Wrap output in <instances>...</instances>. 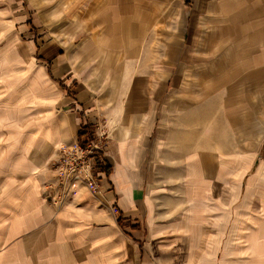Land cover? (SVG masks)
<instances>
[{"label": "crops", "instance_id": "1", "mask_svg": "<svg viewBox=\"0 0 264 264\" xmlns=\"http://www.w3.org/2000/svg\"><path fill=\"white\" fill-rule=\"evenodd\" d=\"M70 1L80 38L0 73V264H264V0ZM248 117L259 148L231 149ZM99 122L101 193L53 203L59 147Z\"/></svg>", "mask_w": 264, "mask_h": 264}, {"label": "rangeland", "instance_id": "2", "mask_svg": "<svg viewBox=\"0 0 264 264\" xmlns=\"http://www.w3.org/2000/svg\"><path fill=\"white\" fill-rule=\"evenodd\" d=\"M24 2L30 11L29 17L35 21V30L31 35L22 32L21 25H16L12 19L0 13V73H3L2 77L10 76L11 71L25 73L32 65L34 68H40L41 65L45 67L39 52L42 45L41 41L38 45L39 38L43 37L45 40L53 37L61 40L72 38L76 41L81 35L79 7L73 9V14H70V0H24ZM32 4L35 6L32 7ZM5 6L7 8L8 4ZM70 26L73 28L70 29ZM76 47L77 45H72L67 49ZM258 98L264 101V94L262 93ZM251 121H253L252 117H248L245 131L235 134L234 137L231 136L232 139L234 138L230 141L231 149L259 148V141L256 145L250 140L255 129ZM262 140L264 142V133Z\"/></svg>", "mask_w": 264, "mask_h": 264}, {"label": "built area", "instance_id": "3", "mask_svg": "<svg viewBox=\"0 0 264 264\" xmlns=\"http://www.w3.org/2000/svg\"><path fill=\"white\" fill-rule=\"evenodd\" d=\"M108 140L107 124L99 122L89 125L80 141L59 148V158L53 166L57 178L53 203L62 205L73 199L81 186L91 193H101Z\"/></svg>", "mask_w": 264, "mask_h": 264}, {"label": "trees", "instance_id": "4", "mask_svg": "<svg viewBox=\"0 0 264 264\" xmlns=\"http://www.w3.org/2000/svg\"><path fill=\"white\" fill-rule=\"evenodd\" d=\"M85 132H82L81 135H84Z\"/></svg>", "mask_w": 264, "mask_h": 264}]
</instances>
